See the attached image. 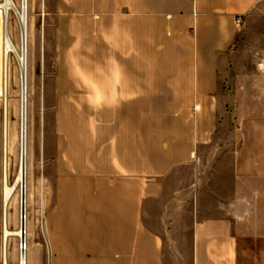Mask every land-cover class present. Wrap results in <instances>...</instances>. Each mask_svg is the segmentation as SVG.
<instances>
[{
  "label": "crops",
  "instance_id": "1",
  "mask_svg": "<svg viewBox=\"0 0 264 264\" xmlns=\"http://www.w3.org/2000/svg\"><path fill=\"white\" fill-rule=\"evenodd\" d=\"M85 4L95 65L59 83L58 106L82 112L58 109L49 209L29 264H264V108L241 120L229 156L219 129L222 64L264 0ZM73 26L59 23L60 40ZM242 90L243 103L264 105V82ZM217 149L225 156L206 185L199 174L177 185L174 217L161 210L153 224L168 180Z\"/></svg>",
  "mask_w": 264,
  "mask_h": 264
},
{
  "label": "rangeland",
  "instance_id": "2",
  "mask_svg": "<svg viewBox=\"0 0 264 264\" xmlns=\"http://www.w3.org/2000/svg\"><path fill=\"white\" fill-rule=\"evenodd\" d=\"M15 2L20 5L21 0H15ZM85 2L86 0H28L27 264H29L31 235L33 232L41 231L46 225L49 209L48 195L51 193V183H48L49 161L52 160L58 109L63 115L82 112V107L58 106L60 95L63 93V90L59 89V83L80 81L83 76L82 69L88 65H95V59L87 56L88 51L94 52L95 48L94 42L91 43V47L87 45V33H89L87 20L95 21L96 15L94 10L83 8L86 5ZM69 19L73 21L74 35L70 36V40L65 43V40H60L58 29L60 22L65 26ZM17 21V17L11 13L8 18V30L13 42L19 46V23ZM66 27L69 30V26ZM241 27L235 47L228 53L221 67L223 71L221 78L225 81L223 92L226 95V100L220 106V136L224 134L221 136L220 142L221 147H227L225 152L228 156L231 155L230 152L241 120L258 116L256 109L261 112L264 108V105L257 107L250 103L246 105L240 100L241 95L244 96L247 92V90H242L246 83L264 82V13L256 14L251 19L250 25ZM91 32L94 34V29ZM3 48L4 18L0 11V264H2L4 176V110L1 99ZM10 76L12 106L10 121L13 134L10 183L12 184L18 170L20 157V85L18 66L14 58L10 64ZM224 154L223 149L204 150L201 152L199 163L194 172L188 170L178 178L175 175L171 177L167 182L163 200L152 203V223L156 224L159 221L161 210L169 212L174 217L175 210L178 208L175 200L177 185H179V189L188 186L193 179V174L195 176L199 174L198 178L200 179H196L194 182L206 185L218 167L220 159L225 156ZM202 203L204 211L207 212V200H203ZM9 214L10 229L17 231L21 220L19 190L11 203ZM9 263L19 264V238L17 237L11 238L9 242Z\"/></svg>",
  "mask_w": 264,
  "mask_h": 264
},
{
  "label": "bare ground",
  "instance_id": "3",
  "mask_svg": "<svg viewBox=\"0 0 264 264\" xmlns=\"http://www.w3.org/2000/svg\"><path fill=\"white\" fill-rule=\"evenodd\" d=\"M0 11L4 18V48L2 54L3 62V84L1 99L3 103V240H2V264L9 263V242L13 237L27 238V174H28V0H21L17 5L15 0H2ZM17 17L20 27V45L17 46L8 30V18L10 14ZM12 58L18 66L19 85H20V157L19 166L15 175L14 182L10 183V163L13 154V134L11 127V96H10V64ZM25 187V188H24ZM21 188H24L25 196L21 200ZM20 193V206L25 209V220H20V227L17 231L10 229V206L16 192ZM25 200V202H24ZM22 225V229H21ZM25 253H22L24 261ZM27 262V260H26ZM24 264V262H22ZM27 264V263H26Z\"/></svg>",
  "mask_w": 264,
  "mask_h": 264
},
{
  "label": "built area",
  "instance_id": "4",
  "mask_svg": "<svg viewBox=\"0 0 264 264\" xmlns=\"http://www.w3.org/2000/svg\"><path fill=\"white\" fill-rule=\"evenodd\" d=\"M241 24H242V21L240 19L237 20V25L240 26ZM18 30H19V36H21L19 24H18ZM21 221H22V218H21ZM26 252H27V241H26V238L25 239L19 238V264H22V262H24V264L27 263L26 262ZM22 253H25L24 261L22 260V257H21Z\"/></svg>",
  "mask_w": 264,
  "mask_h": 264
},
{
  "label": "water",
  "instance_id": "5",
  "mask_svg": "<svg viewBox=\"0 0 264 264\" xmlns=\"http://www.w3.org/2000/svg\"><path fill=\"white\" fill-rule=\"evenodd\" d=\"M25 188V187H24ZM24 188H21V200L23 199V197L25 196V192H24ZM24 202H25V200H24ZM24 212H25V209H23L22 208V205H21V218L23 219V220H25V214H24ZM23 227H22V225H21V229H22Z\"/></svg>",
  "mask_w": 264,
  "mask_h": 264
}]
</instances>
